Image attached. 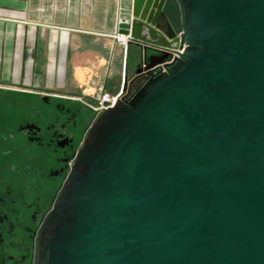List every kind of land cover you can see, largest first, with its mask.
<instances>
[{
  "label": "water",
  "instance_id": "1",
  "mask_svg": "<svg viewBox=\"0 0 264 264\" xmlns=\"http://www.w3.org/2000/svg\"><path fill=\"white\" fill-rule=\"evenodd\" d=\"M118 31L133 77L77 150L33 264H264V0H129Z\"/></svg>",
  "mask_w": 264,
  "mask_h": 264
},
{
  "label": "crops",
  "instance_id": "2",
  "mask_svg": "<svg viewBox=\"0 0 264 264\" xmlns=\"http://www.w3.org/2000/svg\"><path fill=\"white\" fill-rule=\"evenodd\" d=\"M128 2L0 0V10L20 13L22 20H0L1 104H29L40 93L94 103L102 93L123 92L136 62L113 36Z\"/></svg>",
  "mask_w": 264,
  "mask_h": 264
},
{
  "label": "flooded vegetation",
  "instance_id": "3",
  "mask_svg": "<svg viewBox=\"0 0 264 264\" xmlns=\"http://www.w3.org/2000/svg\"><path fill=\"white\" fill-rule=\"evenodd\" d=\"M58 113L64 118L58 115L45 127L39 120L24 122L4 141L8 151L0 159V264H33L45 217L68 176L83 113Z\"/></svg>",
  "mask_w": 264,
  "mask_h": 264
},
{
  "label": "rangeland",
  "instance_id": "4",
  "mask_svg": "<svg viewBox=\"0 0 264 264\" xmlns=\"http://www.w3.org/2000/svg\"><path fill=\"white\" fill-rule=\"evenodd\" d=\"M0 20L22 22L20 13H15L14 11H8L5 13L4 10H0ZM66 101H72L75 103H67ZM27 102L29 104L15 100L11 107L6 104L2 105L0 102V115L3 116L0 117V159L4 157V152L8 151V147L5 146L4 141L8 138L9 134L15 127L17 128L18 125L30 120L35 122L37 120L42 121L41 124L45 127L53 120L54 117L58 115L61 119H63L64 117L58 112H63L66 109H73V111L78 109L79 112L83 113L81 121L80 118L78 119L81 127L77 132L76 151L81 147L85 133L88 131V128L93 120L94 114L91 108L94 106V103H88L82 99L67 95L48 93H40L37 101L30 99ZM76 102L79 104H76ZM71 159L72 157L68 160V164Z\"/></svg>",
  "mask_w": 264,
  "mask_h": 264
},
{
  "label": "built area",
  "instance_id": "5",
  "mask_svg": "<svg viewBox=\"0 0 264 264\" xmlns=\"http://www.w3.org/2000/svg\"><path fill=\"white\" fill-rule=\"evenodd\" d=\"M119 27H117L116 33L113 36L115 39L116 43L121 45L122 47H126L129 40L130 36H124L118 33ZM178 44H177V49L175 50V54L172 56V58L166 63V65H172L176 61L180 60L182 58V55L184 53V50L186 48L185 43H181L180 36H178ZM156 73H160L162 75L166 74L167 69L164 68L163 66H159L157 68ZM124 97V93L121 92L119 95L112 97L109 96L108 94H101L100 96L96 97L94 100V106L91 108L93 110V120L88 128V130L92 127V125L96 122V120L100 117V115L105 112L108 109L113 108L116 103ZM88 132V131H87ZM86 132V133H87ZM77 153V151H76ZM76 153L72 157L70 163L68 164V171L71 170L72 166L74 165Z\"/></svg>",
  "mask_w": 264,
  "mask_h": 264
},
{
  "label": "bare ground",
  "instance_id": "6",
  "mask_svg": "<svg viewBox=\"0 0 264 264\" xmlns=\"http://www.w3.org/2000/svg\"><path fill=\"white\" fill-rule=\"evenodd\" d=\"M115 40V39H114ZM87 134V133H86ZM86 134H85V136H86ZM85 138V137H84Z\"/></svg>",
  "mask_w": 264,
  "mask_h": 264
}]
</instances>
